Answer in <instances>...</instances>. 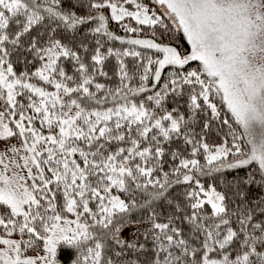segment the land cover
<instances>
[{"label": "trees", "instance_id": "obj_1", "mask_svg": "<svg viewBox=\"0 0 264 264\" xmlns=\"http://www.w3.org/2000/svg\"><path fill=\"white\" fill-rule=\"evenodd\" d=\"M30 1L0 2L1 66L26 80L51 46L66 51L62 74L54 68L43 81L56 96L59 86L61 100L42 103L37 84L26 83L14 104L0 96L1 112L17 106L15 131L21 123L33 134L15 146L29 166L25 198L39 183L41 208L53 206L52 214L40 209L38 224L39 209L25 206L27 227L35 217L22 231L35 242L27 244L38 251L34 264H264V168L252 140L201 60L160 67L157 49L139 41L188 55L180 23L155 0ZM217 148L223 154L210 159ZM209 191L220 193L221 211ZM72 199L84 223L54 246L51 230ZM131 222L155 228L140 231L135 245L117 243ZM22 224L15 220L18 232Z\"/></svg>", "mask_w": 264, "mask_h": 264}, {"label": "rangeland", "instance_id": "obj_2", "mask_svg": "<svg viewBox=\"0 0 264 264\" xmlns=\"http://www.w3.org/2000/svg\"><path fill=\"white\" fill-rule=\"evenodd\" d=\"M4 1L0 0V2ZM10 1L25 3L21 2L22 0ZM155 2L184 28L192 43L193 51L181 56L173 47L158 45L148 39H140V43L157 49V62L160 67L181 65L192 58L201 60L209 73L215 77L217 86L222 89L224 96L234 108L238 121L252 140L251 154L264 168V0H155ZM31 4L33 3L29 0L28 5ZM117 9L120 11V16H123L121 7L112 3L111 10L116 12ZM65 54L63 47L51 46L45 54L46 60L42 68L33 78L26 80L22 77L15 79L10 76V65L1 66L0 62V96L14 104L19 88H25L26 83L30 87L37 84L38 96L42 103L50 101L52 96L61 100V97H58L62 95L59 86L54 85L58 95L56 96L51 90L52 86L45 87L43 81L51 80L48 74L53 73L54 68L57 77L62 74L61 62ZM56 62H58L57 67ZM90 71L92 73V67ZM84 73L86 74V71ZM11 104L7 103L6 109L3 112L0 111V264H34L38 258V251H32L30 245L35 242L32 238L25 237L22 231L26 230L28 234L32 231L35 217L26 222L30 223L27 227L25 206H34L39 209L35 215L37 224L41 219L40 209L43 215H46V210L52 214L50 210L53 206L48 203L41 208L42 205L38 201L40 196L46 193V188L39 183L31 185V193L25 198L29 189L22 183L23 178L25 180L27 176L29 166H27L25 150L20 151L15 146L19 143V147L23 137L31 138L33 134L25 130L21 123L16 125L17 131H15L11 120L16 116L17 106L12 109ZM57 105L59 106L60 103L58 102ZM167 120L175 123L174 117H169ZM14 134L16 137L12 148L11 139ZM222 154L217 148L208 157L214 159ZM37 193L40 194L37 195ZM207 200L210 201L215 212L222 210L220 193L209 191ZM68 207L61 222L51 230L49 239L54 246L74 238L77 235L76 223L79 221L82 225L84 223L80 213L76 212L73 199L69 201ZM17 218L23 222L19 232L14 226ZM46 221H48L47 216ZM85 223L86 225L96 224V222L88 221ZM41 225L40 230L43 228L44 232L45 225L42 221ZM146 228L154 229L155 227L152 222L128 223L119 229L115 239L121 245H135L139 232ZM16 232L20 237L14 235ZM37 232L36 236L32 237L40 238L41 234ZM46 256L51 257L52 251ZM48 260L49 262L45 264H54L49 258ZM232 264L236 262L232 261Z\"/></svg>", "mask_w": 264, "mask_h": 264}]
</instances>
